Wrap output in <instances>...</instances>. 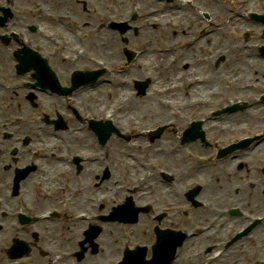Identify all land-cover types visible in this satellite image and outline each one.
Masks as SVG:
<instances>
[{
    "label": "rangeland",
    "instance_id": "1",
    "mask_svg": "<svg viewBox=\"0 0 264 264\" xmlns=\"http://www.w3.org/2000/svg\"><path fill=\"white\" fill-rule=\"evenodd\" d=\"M113 1H116V0H98L97 4L101 7V10H105V9L111 8L113 10V12L117 13L119 16L120 15H124L126 10H127V8H128L129 0L126 1L127 4H126V10L125 11L124 10L118 11L115 8H113L112 5H111V3ZM249 1H251L250 3L252 5H254V6H256V8H264V0H249ZM198 3L200 5H203V6H205V7H207V8L212 10L215 22H217L220 27L218 28L217 32H215L214 35L208 37V39H210V42L208 44H206V41L204 40V41H202V45H196L194 48L190 49L189 51L188 50H184V51H187L186 54H194L195 53L194 54V58H197V59L194 60V62H193L194 66L191 63H189V59L188 58L187 59L184 58V60L182 62H180L178 65H175L172 68L171 71H175V72L176 71H181L182 66H184L185 63H186V65H188V68H189L188 69V74L207 75L206 74L207 71L202 69V67H204V68L206 67V68H209L210 70H212L213 74H216V76H218L221 73V69H223L224 73H226V72L228 73L230 71V69L232 67H234V66L239 67L241 64L244 65L249 60L253 61L254 58H256V56H257L254 53L255 50L254 49L253 50H248L246 47L248 46V47L252 48V47H256V45H259V44L263 43V38L260 35V28L256 29V33H254L253 35L251 34L248 38H246L242 34L243 32L245 34V28L248 25L250 27L254 26V28H256L255 23L253 25H251L252 21L250 19H249V21L245 22L244 21L245 17L240 15V14H238V11H236L237 14L236 15L233 14L232 17L229 19V23L230 24L226 25V24H224V22L226 21V19H228L230 17V15H229L227 10H225V12H223V13L222 12L216 13V15H215L214 12H218L219 8L214 5L215 4L214 1H205V2L201 1V2H198ZM81 5H80V7H81ZM156 5H160V3L159 4H149L148 7H150V6L151 7H156ZM240 5H239V8H240ZM225 7H226V4H225ZM60 8H62L64 11H69V12H72V11L76 10V8L73 6V3H71L70 0H64V6H61ZM88 10L89 9H87V11ZM89 13H91L90 15H93V17H95V15H94L92 10H90ZM194 13L199 17V14L197 13V11H194ZM79 14H81V13H79ZM95 20H97V18H95ZM201 23H202V21H200V22H198L196 24L200 25ZM183 27L184 26L181 24L180 28L178 30V34L182 33L183 31H188V33L192 32V31H189V29H184ZM146 30H148L147 32H150L149 35L147 34L148 37L143 35L142 37L137 38V40H132L128 45H132L134 42L139 41L142 38H148V39H146V41H148V43L150 41H152V44H151L152 46L159 45V43L162 41V39L165 40L166 46H168L169 44H172V40L173 39L180 37V35L172 36L163 27H157V26L150 27V26H148V28ZM152 32H154L155 34L152 35ZM117 33L118 32H111V33L107 32V33L99 34V35H103V34L104 35H108L109 34V36H112L114 38V45L113 46H109L106 43L98 44L95 47H93L94 49L93 48L92 49L98 55H100L102 57H105V58H122L123 56H122V53H121V47L126 44L124 42L125 36L122 35V34L121 35L117 34ZM216 38H217L218 41H217L216 45H214L215 44L214 41H215ZM138 44H139V42H138ZM161 46L162 45L156 46L155 51H156L157 48L160 49ZM180 50H183V49H180ZM155 51L152 49V51H149V55L156 53ZM252 53H254V56H253ZM172 54H173L172 52L169 53V54H163L164 58L161 59V64L164 65L167 62V60H170V57H171ZM170 65H172V64L170 63ZM192 66H193V68H192ZM263 68H264V65H263ZM250 74H251V76H249V77H242V78H239V79H236V80H235V78H232L233 82H231L230 84H228L227 82H224L222 84V86L232 85L234 82H239L240 84H242L245 81L254 80L256 74L253 75L251 72H250ZM228 80H229V78H228ZM256 80H259V79H256ZM259 81L264 83V77H263L262 80H259ZM162 83H168V82H162ZM191 88H189L188 90H190ZM180 89H187V88H185L183 86ZM259 89H260V87H258V91H259ZM141 98H138V99H141ZM133 100L135 101V99H133ZM102 103L103 102H101V104ZM108 104H110V106L113 105V104H111V101ZM150 104L151 103L147 100V98H143L142 100H140L138 102H134V105L136 107L139 106V108L137 109V110H139L138 112H146L147 113V111H148V113H150L152 115V114L156 113V111H155L156 108L154 107L153 110H152L149 107ZM34 111L37 112L38 110H34ZM261 116H264V114L261 115ZM237 118L234 119V120L236 121V120L239 119V118L238 119ZM256 118L259 119V122L264 121V117H256ZM241 121L242 120L238 121V123H240ZM134 124L137 125L138 123L135 122ZM262 124H264V122ZM242 132H246V131H242ZM242 132H240V133H242ZM225 134H226L227 137H231L234 133L231 132V130H225V129H222V130L214 129L213 130V135H216L217 137H224ZM236 134H238V133H236ZM165 141H168V139H165ZM170 146H172V144L171 145L167 144L165 152L160 153V154H156L154 151H152V148L149 150L148 153H142L141 152V148L136 146L134 148L137 149V150L129 151L128 152L129 155H127V156L129 158H131L130 160H132L133 158L130 157V156L136 155V157H138V161H141V160L148 161L151 158L162 160L161 155H164V154L165 155H170L168 153V152H170ZM146 148H148V147H146ZM194 148L196 150H198V151L204 152V150H202L199 145L195 146ZM111 149L112 148L107 150L106 154L109 153V151ZM211 149L213 150V148H211ZM181 153H182V156L184 157L182 159L181 164H170V163L165 164V163H161V162L160 163L163 164L165 167L173 169V170L175 168H177L176 170L178 171V168L181 165L186 166L187 164H190L191 161H192L191 158L189 156H187V152H184V150H181ZM109 158H111V157H109ZM105 159H108V157H105L104 160L101 163L105 164L106 162H108ZM113 160L114 159H110L109 162H111ZM121 161H123V160H121ZM123 167L124 166L119 167L118 169L116 168L115 177L117 179H119V181L121 183L122 182L123 183H128V184L133 183L135 181L134 177L136 176V173L140 172V169L135 171L136 173L133 175V178H128V176L124 175V172H123L124 168ZM204 169L209 171V175L212 174L213 176H215L217 174V172L219 171V166L215 167V168H210V166H206V167H204ZM40 170L41 169H39L38 171L42 172ZM191 171L193 173V170H191ZM37 172L34 175V179H37V178L39 179V177L42 178L41 175L39 176V172L38 173ZM60 176H61V174L59 173V174H55V175H52L51 177L47 178L49 180V183H50V186L48 188L49 191L51 190L52 186L61 185L62 180L60 182ZM202 177H206V176H202ZM190 178H192V177L189 176V175L188 176H183L180 179V181L183 183L184 181H186L187 179H190ZM64 181H66L65 178H64ZM88 181L90 182V185H92L93 182H94L93 180L92 181L88 180ZM209 181H210V179H209ZM156 182H157V180H156ZM238 182L243 187L244 181L239 180ZM32 185H34V183H32ZM153 185L155 186V184H153V181H150V183L148 185V188L152 187L153 190L150 189L151 192L148 193V195L145 197V199L146 198H149L150 200L151 199H155V197H156V188H154ZM52 191H53V193L50 196H48L46 199L41 198V199H39V201H35L36 205L41 207L44 204L46 206L61 204L62 203L61 200H60L61 195L55 194L54 190H52ZM2 193L3 192H0V194H2ZM37 193L39 194V191H37ZM204 196L216 200L218 202V204H220L219 203L220 199H222L224 197H227V196L222 195V194H217V193H215V192H213L211 190H209L208 193H204ZM228 197L231 199L232 196L231 197L228 196ZM167 198H169V199L167 200V199H164V197H163V199H161V202L158 204V206L161 207L162 204L163 205H168V204L171 203L169 201H172L173 204L176 203V201L178 202V200L175 199L174 196H171V197L167 196ZM232 199H233V201H235V197L232 198ZM259 207H260L259 211L263 210L264 209V203H261ZM80 208L81 209L82 208L85 209L86 206L83 204V205L80 206ZM209 218L210 217L208 215L205 216V217H202L200 222L204 223ZM171 220H172V218L166 219L165 222H164V225H166V226L169 225ZM142 221L144 223H142V225H140L139 227H136V232H135L136 238H138L140 240H144V241L153 242L154 239H155L153 237V230L146 222V221H150L153 224V226L156 225L155 220H153V218H152V213H150L149 215H143L142 216ZM115 227H117V226H115ZM124 229H126V228H123L120 225V227H117L115 229L116 231L114 230V231H111V232H105L104 236L102 237L103 240H102L101 250H100V252L97 255V259L98 260L111 259V258H113V257H115V256H117L119 254V253H117V250L120 247V244H121L122 239H123V235L126 232H128L127 230H124ZM145 229H146V232H144ZM70 235H72L71 234V230L68 233V236H70ZM6 242H7V239L4 240V243H6ZM70 243H71L70 242V238H66L64 236V247H65L66 244H70ZM40 258L41 257L39 255V253L36 252L34 254V259L32 258V262L34 264H40V262H39ZM197 262L198 261L191 260V263H190L188 261V259H187L185 264H196Z\"/></svg>",
    "mask_w": 264,
    "mask_h": 264
},
{
    "label": "flooded vegetation",
    "instance_id": "2",
    "mask_svg": "<svg viewBox=\"0 0 264 264\" xmlns=\"http://www.w3.org/2000/svg\"><path fill=\"white\" fill-rule=\"evenodd\" d=\"M33 21V15L30 13H24L20 16H18L15 20L14 23L16 26H18L24 33L25 35L28 36L29 41L32 45H35V42L37 41L36 36H34L35 32H31L29 30V26ZM36 46V45H35ZM37 47V46H36ZM11 47L7 48V47H3L2 49H0V73L4 74V75H12L15 74L18 77H20L19 79V84L22 85V90H20V92L23 94H26V92H24L23 90L25 89V87L23 86L25 82H35V76L32 74V71L27 72L25 75H18L16 72V60L15 58H12L9 54H8V49H10ZM41 50V49H40ZM45 50L50 53V55L54 54L53 53V49H51L48 46H45ZM57 55V54H55ZM21 56V55H20ZM50 59L51 62V56H47ZM21 58H24L23 56ZM34 61V60H33ZM53 63V67L54 69L57 71L58 75H62L64 73V60L61 57H56L52 60ZM51 63V64H52ZM39 65V64H38ZM40 68H42L41 65H39ZM62 80V79H61ZM41 91V90H40ZM99 91L100 88H93V89H85L77 94V98L80 101V105L83 109H86L88 112H92L94 111V108L100 107V102H99ZM17 92V91H15ZM43 92V94L39 97V100L44 102L47 105V110H48V101H50V98L47 96L46 93H48L47 91H41ZM3 94H9V97H11V95H14V92H5L4 90L0 89V101L2 102L0 104V129H2L1 125L2 123H6V118L3 117L2 112H3V102L5 100L10 101L7 97L3 96ZM11 94V95H10ZM89 95H92V97H90ZM6 102V101H5ZM13 114H15V111L12 112ZM20 114L25 115V117H27V121L18 125L17 129H18V135H22L23 139L21 142L16 141L15 139H6L5 141L8 140V144H7V151L3 154L0 155V187L3 189H7L9 188L6 185L7 181L13 180V177L15 175V171L14 169H12L14 167V165L16 163H21V164H35L36 168L34 171L30 172L28 174L27 177L23 178L20 180V185L18 186L17 190H15L14 192H11L8 194V202L12 203V207L15 209V211L17 212H27V210L29 208H33L34 206H36V202L34 201L35 198V194H36V185L34 184L33 187L30 189V184L29 183H35V181H38L37 179H34V175L35 172L38 169V165L37 162L35 160H31L28 162L27 158H28V154H25V159L20 160V161H14L15 159L18 160V153L21 152L20 145L22 147H25L26 145H33V142L35 141V136L38 134L36 131V124L38 123V117L31 115L29 111L23 110ZM76 125H79L78 123H75ZM3 130V129H2ZM41 132H45V131H41ZM0 136H1V132H0ZM43 140L48 142V144H51V140L52 137L47 134V133H43L42 136ZM40 137L36 136V141H39ZM92 140V145L87 147L88 150L92 151V153H95L97 151V149L99 148L98 144H97V139L92 135L91 137H85V141L88 142ZM74 141V139L71 138V135L68 133V129L64 130V139H62V143L60 142V147L59 149L61 150L62 153H67V145L68 143L71 144V142ZM18 146L20 148L19 152H18ZM11 147V148H10ZM84 144L79 147L80 151L83 150ZM10 148V151H9ZM4 149V146H2L0 144V152H2ZM85 150V149H84ZM83 150V151H84ZM10 152V154H9ZM20 155V154H19ZM42 162H44L46 165H50L53 162L47 158H45L44 160H42ZM73 163H74V159H73ZM75 165V164H74ZM69 163L68 161L64 162V154H62V157L60 158L59 161V167L56 168L60 173H61V177H62V183H61V187H60V192H61V202H62V206H64V170L68 168ZM76 169L79 172L82 168H78L77 165ZM93 166H95V169L93 170ZM8 168V169H6ZM99 170V161H94L92 163H89L87 168H86V172L83 175L84 176V180H86L87 182H89L88 180H92V178H96L94 184H92V186H88L89 189L93 188V185H95L96 187H99L102 176H103V170L101 169L100 172L97 174ZM97 174V175H96ZM37 184V183H36ZM2 185L4 187H2ZM27 189L26 191H21L22 188ZM57 186H52L50 193L52 194L54 190L56 189ZM258 189L256 187V185H249V191L248 193L253 196V202L254 205H256L257 203H259L260 201V197H259V192H255L254 190ZM240 187H237L234 189L233 194L237 197L240 196ZM39 194L43 197V199L47 198V194H44L42 192H39ZM1 195V194H0ZM49 196V195H48ZM243 201L245 200L244 197ZM1 205V204H0ZM230 207V205H228ZM46 205L44 204L42 208H45ZM232 208H237L238 207H232ZM232 208L227 209L226 211L228 212V214L231 212L230 210ZM239 210V209H238ZM240 211V210H239ZM238 211V212H239ZM152 210H150L148 213H151ZM4 219L8 222V226L6 228L3 227V225L0 224V230H2L3 232L8 231V228L12 226V224L14 222L17 221V215L13 214L12 216L3 213ZM236 216H240V215H236ZM248 224H251V221L246 222ZM211 234L206 232L202 234V237L204 239V244L207 241V239ZM223 235L227 238L229 237L227 234V231L223 232ZM203 244L202 247H205ZM246 258V254L244 252L243 253H232L230 252L229 254V260L231 263L235 264V263H240L242 261H244ZM8 257L6 255V249L5 246L0 245V264H7Z\"/></svg>",
    "mask_w": 264,
    "mask_h": 264
},
{
    "label": "bare ground",
    "instance_id": "3",
    "mask_svg": "<svg viewBox=\"0 0 264 264\" xmlns=\"http://www.w3.org/2000/svg\"><path fill=\"white\" fill-rule=\"evenodd\" d=\"M116 3H118V4H120V5L125 4L124 0H118V1H116ZM217 7L220 8V7L218 6V4H217ZM152 34H153V33H152ZM98 42H99V43H107V44H109V43H111L110 36H104V38L101 39V40H98ZM155 59H156V55H155V54L151 55V56L149 57V59H147V61L149 62V67L147 68L148 71H152L154 67L159 66V64L157 63V60H155ZM256 59L259 60V58H256ZM260 61H261V59H260ZM262 61H263V60H262ZM263 62H264V61H263ZM158 74H159V80H158V81H161V82H162V81L164 80V75L167 74V73L164 72V71H159ZM157 85H158V84H157ZM207 86H208V85H207ZM207 86H206V87H207ZM170 87H171V86H170ZM203 88H205V87H202V86H201V87H197L196 90H197V91H201ZM154 89H156V87H155ZM166 89H168V88H166ZM172 93H174L176 100H174V99H170V98H165V99H162V100H161V102L163 103L164 107H166V108H169L170 103H174V102H176L177 99L179 98V96H181V95L184 94V90H182V91H173ZM182 93H183V94H182ZM187 93H189V92H187ZM187 93H186V94H187ZM125 119H126L127 122L130 121V113L127 112V111L125 112ZM217 123H218V122H214V124H217ZM261 155L264 156V151L261 153ZM133 165H136V163L133 162ZM92 168H93V170H94V169H95V166H93ZM254 175H256V172L254 173ZM258 180H259V182H260L261 184L264 183V180H263L262 177H259ZM158 190H159L158 192H160V193H162V192L167 193V192H168V187L165 186V185H161V186L159 187ZM236 219H237V217H234V218L231 220V222H233V221L236 220ZM253 251H254V250H253Z\"/></svg>",
    "mask_w": 264,
    "mask_h": 264
}]
</instances>
